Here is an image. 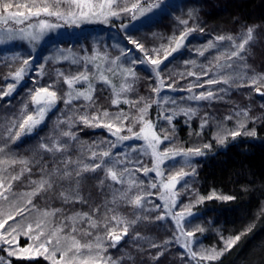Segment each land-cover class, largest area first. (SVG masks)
Segmentation results:
<instances>
[{
  "label": "snow or ice",
  "instance_id": "6c2138e0",
  "mask_svg": "<svg viewBox=\"0 0 264 264\" xmlns=\"http://www.w3.org/2000/svg\"><path fill=\"white\" fill-rule=\"evenodd\" d=\"M172 8L173 5L169 0H0V44L21 40L35 45L46 35L61 27L79 28L85 23L114 26L112 22L119 20L121 21L119 29L124 33L123 39L126 45L132 46L112 45L119 50V55L115 57L107 51L101 52L95 48L91 56L77 59L72 54L71 63L77 65L82 62V67L75 73L57 70L56 80L52 83L30 90L33 111H27L26 104L19 116L11 119V126L0 134V243L9 246L5 249L8 256L23 259L43 256L50 261V264H121L120 261L107 255L108 248H116L124 237L129 236L132 226L139 219L149 220L150 217H141L137 214L135 219H129L118 211L120 204H127L141 212L160 211L162 208L161 214L154 219L163 221L171 216L176 225V232L179 233L173 234L176 243L185 249L190 259L197 260V264L200 261L217 260L223 254L215 249H203L200 252L193 250L191 238L196 232L204 231L200 226L194 230L185 228L184 222L187 217L193 215L191 209L194 204L190 203L180 211H174L180 194L177 185L183 181L181 187L186 188L185 178L196 174L192 158L205 155L203 149H210L211 145L204 144L202 148L161 149L160 146L166 141L171 142L172 136L163 128L158 129L157 124L148 118V113L153 105H158L160 111L157 119H163L169 125H172L178 115L187 117L188 121L197 116L198 109L192 104L181 106L177 104L176 99L161 96L165 88L172 91H187L189 94L181 99L196 103L223 99L222 94L227 91L226 88L198 93L194 91L195 88H204L205 85L249 87L260 96H264V75H249L243 55L247 46L255 41L256 26L247 27L238 35H217L209 39L202 49L197 50L199 55L204 56L205 52L212 49H216L217 54L208 61L207 65H197L194 60L185 61L186 65L191 64L193 68H200V71L187 70L179 73L181 79L195 77L187 88H179L177 79L172 76L162 77L161 65L185 45L188 36L196 29L185 27L178 36L170 38V46L162 45L153 49L146 48L132 35L133 32L150 25L160 13H167ZM188 15L191 17L193 12L190 11ZM179 22L182 25L188 24L184 19H179ZM199 31L203 33L205 30L200 28ZM224 42H229L230 46L220 50ZM58 51L59 56L44 57V59L54 60L57 63L70 59L69 55H64L65 50ZM67 51L71 53L70 49ZM18 58L13 57V59ZM33 59L32 56L23 59L22 65L9 74L13 82L7 84L6 90H0V98L10 96L20 86ZM137 65L150 66L151 72L155 75L157 82L155 86H150L154 96L130 98L129 94L135 91V83L138 79ZM39 69L38 75L42 76L44 65L40 64ZM114 77L121 79L118 87L113 83ZM202 77L208 78L201 83ZM61 78L67 88L63 92L57 89V83ZM166 80L171 82L166 83ZM97 84H103L111 89V105L117 111L112 112L97 104ZM61 100L68 112L63 117L57 118L53 134L47 140L39 142L38 152L41 154V159L35 161V164L39 165L40 177L31 179L33 167L30 165L33 161L18 158L11 153L9 145L20 141L25 135L32 134ZM77 101L83 103L77 104ZM121 104L128 105L129 111L120 108ZM166 105L174 107L168 108ZM132 109H135L134 113ZM235 117H243V120L238 119L235 130H228L223 125L218 126L214 137L218 144L224 145L228 136L235 139L242 134L256 135L254 130L243 131L246 126L245 121L250 119L248 109L236 111ZM231 119H233L231 115L225 117V120ZM208 123L206 113L201 121V129ZM77 124L105 129L114 139L81 142L73 131ZM137 125L138 131L135 130ZM130 140L143 141V144H129L125 151L113 152V149H118L120 145ZM74 150L78 153L75 156L72 154ZM42 154H51V162L45 161ZM145 155L151 156V166L143 161L142 157ZM176 157L184 160V166L165 176L162 166L166 161L175 160ZM16 165L22 166L18 172L15 170ZM101 172L103 177L98 178L99 186L101 190L105 188L110 190L111 199H106L103 205L92 207L91 212H74L64 216L62 208L40 209L33 203L35 197L54 192L57 186L60 188L59 199L63 204L88 203V200L80 194L81 182L86 178V173ZM26 173L29 176L27 190L17 192V182H21ZM137 173H142L145 177L155 173L159 183L154 178L145 185L143 180L137 178ZM63 182H68L67 187ZM117 185L119 187H116ZM148 188L159 189L162 205L150 199L153 193L147 191ZM212 199L227 202L234 197L221 196L213 192L207 197L198 196L196 204ZM33 211L38 213L34 222L29 220ZM58 215L61 217L58 223L50 219ZM250 231L251 228H248L245 232L227 240L223 251L232 249L241 237ZM21 236L27 237L31 243L21 247L19 245ZM132 239L135 243L146 238L136 232ZM171 242L166 240L163 245L150 243V247L162 248ZM136 246L140 247L138 244ZM163 254V251H158L153 259L158 261ZM0 264H5L3 257H0Z\"/></svg>",
  "mask_w": 264,
  "mask_h": 264
},
{
  "label": "trees",
  "instance_id": "16d2710c",
  "mask_svg": "<svg viewBox=\"0 0 264 264\" xmlns=\"http://www.w3.org/2000/svg\"><path fill=\"white\" fill-rule=\"evenodd\" d=\"M169 2L173 5L172 9H169L167 13H160L150 25L132 33L133 37L143 43L146 48L153 49L160 48L162 45L170 46V38L178 36L185 27L196 29L188 36L185 45L161 65L162 77L172 76L179 81V88H187V85L193 82L195 77L181 79L179 73H184L187 70L200 71V68H193L191 64L186 65L185 61L194 60L197 65H207L208 61L217 54V50H209L205 52L204 56H200L197 50L202 49L209 39L217 35H238L242 30L251 26H256V32L254 33L255 41L247 46V50L243 54L248 65L246 71L249 75H264V0H169ZM190 11L193 12L191 17L188 15ZM178 18L187 20L188 24H180ZM120 22L114 20L112 22L114 26L101 23H85L79 28L65 26L64 31L59 32L58 36L49 33L35 45L17 40L5 52L0 51V90H6L7 84L13 82L9 74L15 72L22 65L23 59L29 56L34 57L20 86L10 96L0 98V134H3L5 129L11 126V119L18 117L26 104L27 111H33L30 90L52 83L56 80L57 70L64 73L70 71L75 73L82 67V62L77 65L71 63L72 54L77 59L91 56L92 50L95 48L101 52L107 51L112 57H115L119 55V50L112 45L132 47L126 45V41L123 39L124 33L119 29ZM200 28L205 31L201 33ZM229 46V42H224L220 50ZM69 49L71 53L67 51ZM58 50H65L64 55H69L70 59L59 63L44 59V57L59 56ZM133 54L142 55L140 53ZM161 55H163V51H161ZM14 56L19 58L13 59ZM40 64L44 65L42 76L38 75ZM136 71L138 79L135 83V91L129 94L130 98L154 96L150 86H155L157 81L150 66L137 65ZM207 78L202 77L201 83ZM170 82L171 80H166V83ZM113 83L118 87L121 79L114 77ZM96 87L97 104L112 112L117 111L111 105V89L103 84H97ZM217 88L227 89L222 94L223 99L199 103L181 99L189 94L187 91H172L165 88L161 96L174 98L181 106L192 104L198 109L197 116L188 121L187 117L178 115L172 125H169L167 121L157 119L160 108L158 105H153L149 109L148 118L157 124L158 129L163 128L172 136L171 142L166 141L160 146L161 149L164 147L202 148L204 144L211 145L210 149H203L205 155L192 158L196 174L185 178L187 180L186 188L181 187L183 181L177 185L180 194L177 207L174 209V211H180L185 205L190 203L195 205L191 209L193 215L187 217L184 222L186 230H194L197 226L204 229L203 232H196L195 236L191 238L193 239V250L200 252L203 249H215L217 252H223L217 260L200 261L199 264H264V96H260L249 87H236L235 85L229 87L223 84L205 85L204 88H195L194 91L198 93ZM57 89L61 92L67 90L62 78L57 83ZM76 103L81 104L83 101ZM119 107L126 112L129 111L128 105L121 104ZM166 107L174 106L166 105ZM240 109H248L250 117L245 121L246 126L243 131L254 130L256 135L242 134L235 139L228 136L224 145L218 144L214 138L218 126L223 125L228 130H235L238 119L243 120V117H235V112ZM131 111L134 113L135 109ZM67 112L68 109L65 108L63 101H58L56 108L48 113L45 121L32 134L23 136L16 143H10L12 154L18 158L33 161V164L30 165L33 167L31 179L40 177L39 165L35 164V161L41 159V154L38 152L39 142L47 140L53 134L57 118L63 117ZM206 113L209 123L201 129V121ZM230 115L233 116V119L225 120V117ZM135 130H139L138 125ZM73 131L76 132L78 140L85 143L104 138L114 139L105 129L90 128L83 124H77ZM129 144L141 145L143 141H127L118 149H113V152H123ZM72 154L75 156L78 153L74 150ZM42 155L45 161L51 162V154ZM142 159L148 166H151L150 155H145ZM182 166H184V160L181 157H176L175 160L166 161L162 170L167 176L169 172L178 171ZM21 167V165H16L15 170L18 172ZM136 175L138 179L145 182V185L155 178V173H150L147 177L142 173ZM93 176L97 178L94 179ZM85 177L81 182L80 194L88 200V203L63 204L59 199V186L54 192L35 197L33 203L40 209L62 208L63 215L67 216L74 212H91L92 207L103 205L106 199H111L110 190L107 188L101 190L99 186L98 178L103 177L102 172L86 173ZM28 178L26 173L25 178L21 182H17V192L27 190ZM155 179L159 183V178ZM63 183L67 187L68 182ZM147 191L153 193L150 199L154 203L163 204L159 199V189L148 188ZM213 192L221 196H232L234 199L227 202L212 199L196 204L198 196L207 197ZM146 207L150 208L151 205H146ZM118 211L129 219H135L137 214L141 217L148 216L150 219H139L132 226L129 236L124 237L116 248H108L107 255L112 259L120 261L121 264H197V260L190 259L185 249L176 243L173 234L178 235L179 233L176 232V225L171 216L163 221L154 219L161 214L162 208L160 211L141 212L127 204H120ZM25 215L29 216L28 213ZM37 216L38 213L33 211L29 220L34 222ZM60 218L58 215L50 219L58 223ZM84 226L86 227V225ZM248 228H251V231L243 235L232 249L223 251L227 240L245 232ZM136 232L146 239L134 243L132 237ZM20 239L22 243V237ZM166 240L172 241L166 247H150V243L163 245ZM137 244L140 246L139 248L136 246ZM158 251H163L164 254L157 261L153 257ZM1 253L0 249V255ZM10 264H50V261L43 256L33 259L12 257Z\"/></svg>",
  "mask_w": 264,
  "mask_h": 264
},
{
  "label": "rangeland",
  "instance_id": "374dc122",
  "mask_svg": "<svg viewBox=\"0 0 264 264\" xmlns=\"http://www.w3.org/2000/svg\"><path fill=\"white\" fill-rule=\"evenodd\" d=\"M64 31V27H61L60 29H58L57 31H55V32H51L53 35H55V36H58V34H60L61 32H63ZM60 32V33H59ZM48 35H46L45 37H47ZM44 37V38H45ZM15 42H17V40L16 41H13V42H11V43H8V44H0V51H2V52H5L12 44H14ZM22 237V243H21V238ZM21 237H19V245L21 246V247H26V246H28L29 245V243H31L29 240H28V238L27 237H24V236H21ZM9 246L8 245H4V244H2V243H0V249L2 250V253H1V255H0V257H3L4 258V261H5V264H10V259L12 258V257H14V258H17V256H8V254H7V251L5 250V249H7ZM38 257V256H37Z\"/></svg>",
  "mask_w": 264,
  "mask_h": 264
}]
</instances>
